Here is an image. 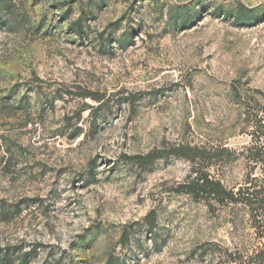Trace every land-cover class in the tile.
Returning <instances> with one entry per match:
<instances>
[{"label": "rangeland", "instance_id": "1", "mask_svg": "<svg viewBox=\"0 0 264 264\" xmlns=\"http://www.w3.org/2000/svg\"><path fill=\"white\" fill-rule=\"evenodd\" d=\"M0 19V93L30 104L0 105V136L21 151L0 153V256L220 264L230 216L183 192L195 166L174 150L253 143L264 0H0ZM223 158L208 172L242 182L247 161Z\"/></svg>", "mask_w": 264, "mask_h": 264}, {"label": "trees", "instance_id": "2", "mask_svg": "<svg viewBox=\"0 0 264 264\" xmlns=\"http://www.w3.org/2000/svg\"><path fill=\"white\" fill-rule=\"evenodd\" d=\"M11 94L4 97L0 93V105L11 104L10 108L15 114L27 115L30 107L28 100L20 98L17 101L13 98L14 93ZM100 108L102 105L93 109L95 111ZM255 117L257 130L253 134V143L242 152L225 147L190 145L180 146L174 150L177 156L192 162L195 166L192 173L196 176L192 175L183 185V192L206 205L213 216L224 213L230 216L234 242L228 246H217L220 264H264V119ZM80 135L81 132L76 133L74 139ZM19 148L10 137L0 136V153L4 150L10 162L17 155H21ZM225 155L242 156L247 161L248 172L242 182L226 181L223 178L224 171L219 177H214L208 172L210 164L225 169L226 160L223 158ZM159 156H161L159 153L152 152L146 156L134 157L133 160L141 166H148ZM0 214L8 216L9 212L6 208L0 207ZM0 264H11V260L7 255L0 256Z\"/></svg>", "mask_w": 264, "mask_h": 264}]
</instances>
